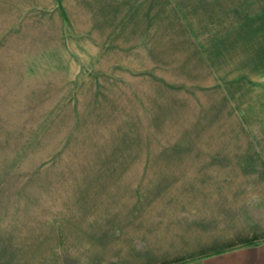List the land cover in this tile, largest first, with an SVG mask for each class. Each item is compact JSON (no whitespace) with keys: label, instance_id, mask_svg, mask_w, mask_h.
<instances>
[{"label":"rangeland","instance_id":"374dc122","mask_svg":"<svg viewBox=\"0 0 264 264\" xmlns=\"http://www.w3.org/2000/svg\"><path fill=\"white\" fill-rule=\"evenodd\" d=\"M200 1L0 0V215H57L89 264L119 215L264 224V0Z\"/></svg>","mask_w":264,"mask_h":264},{"label":"crops","instance_id":"0c3cea01","mask_svg":"<svg viewBox=\"0 0 264 264\" xmlns=\"http://www.w3.org/2000/svg\"><path fill=\"white\" fill-rule=\"evenodd\" d=\"M262 205L264 195L257 196L255 215L263 213ZM222 210L219 215H119L112 227L113 261L108 262L264 264V224L236 221L241 215ZM70 230L59 229L57 215H0V264H89L88 238L75 255L77 243ZM103 231L107 233L100 226L99 233Z\"/></svg>","mask_w":264,"mask_h":264},{"label":"trees","instance_id":"16d2710c","mask_svg":"<svg viewBox=\"0 0 264 264\" xmlns=\"http://www.w3.org/2000/svg\"><path fill=\"white\" fill-rule=\"evenodd\" d=\"M175 1H177V0H175ZM203 1H204V0L200 1V3L203 4V3H204ZM247 1L251 2V1H253V0H247ZM205 2H206V3H204V4H209L210 7H214V6H215L212 0H207V1H205ZM216 2H217V1H216ZM219 3H220V2H219ZM219 3H215V4H219ZM248 6H250V3H248ZM234 8H238V7L235 6ZM233 10H234V9H233ZM216 17H217V16H216ZM219 20H220V18H218L217 20H213V21H212V23H214L213 25H214L215 27H218V25H220ZM208 25H209V27H211V23H210V24L208 23ZM0 129H1L2 131H4V129H6V128L3 127V126H0Z\"/></svg>","mask_w":264,"mask_h":264}]
</instances>
